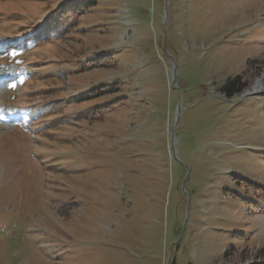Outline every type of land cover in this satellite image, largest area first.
<instances>
[{"label":"rangeland","instance_id":"rangeland-1","mask_svg":"<svg viewBox=\"0 0 264 264\" xmlns=\"http://www.w3.org/2000/svg\"><path fill=\"white\" fill-rule=\"evenodd\" d=\"M91 1L0 0V264H264V0Z\"/></svg>","mask_w":264,"mask_h":264},{"label":"trees","instance_id":"trees-1","mask_svg":"<svg viewBox=\"0 0 264 264\" xmlns=\"http://www.w3.org/2000/svg\"><path fill=\"white\" fill-rule=\"evenodd\" d=\"M94 0L87 3V4H93ZM86 6V4H85ZM245 89V85L242 83L241 76H234L227 78L224 82V84L220 88V92L225 97H232L236 94H240Z\"/></svg>","mask_w":264,"mask_h":264},{"label":"bare ground","instance_id":"bare-ground-1","mask_svg":"<svg viewBox=\"0 0 264 264\" xmlns=\"http://www.w3.org/2000/svg\"><path fill=\"white\" fill-rule=\"evenodd\" d=\"M257 87L254 88V90H256Z\"/></svg>","mask_w":264,"mask_h":264}]
</instances>
